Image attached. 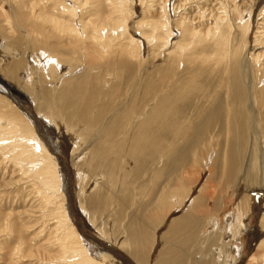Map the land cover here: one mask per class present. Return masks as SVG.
<instances>
[{
    "label": "rangeland",
    "instance_id": "rangeland-1",
    "mask_svg": "<svg viewBox=\"0 0 264 264\" xmlns=\"http://www.w3.org/2000/svg\"><path fill=\"white\" fill-rule=\"evenodd\" d=\"M263 115L264 0H0V264H264Z\"/></svg>",
    "mask_w": 264,
    "mask_h": 264
},
{
    "label": "bare ground",
    "instance_id": "bare-ground-1",
    "mask_svg": "<svg viewBox=\"0 0 264 264\" xmlns=\"http://www.w3.org/2000/svg\"><path fill=\"white\" fill-rule=\"evenodd\" d=\"M32 9V8H31ZM162 21V20H161ZM160 24V23H159ZM166 27V26H165ZM170 28V27H169ZM165 29V28H164ZM220 55V54H219ZM252 56V55H251ZM241 70H242V68H241ZM244 71V70H243ZM241 73V72H240ZM252 74H253V72H251ZM250 73V74H251ZM236 74H238V73H236ZM244 75H245V73H244ZM196 77V76H195ZM194 77V78H195ZM193 78V79H194ZM247 78V77H246ZM250 79H251V77H250ZM166 81V80H165ZM234 81V80H233ZM250 81V80H249ZM252 82V81H251ZM235 83V82H234ZM236 84V83H235ZM241 84V83H240ZM242 85V84H241ZM244 86V85H243ZM248 87V86H247ZM252 87V86H251ZM245 89V88H244ZM184 90V89H183ZM163 91H165V90H163ZM240 93V92H239ZM238 94V93H237ZM184 91H180V92H176V91H173V89H172V87H171V89L170 90H168V91H166V95H164L162 98H164V99H162V98H159V105H158V116H159V118L157 119L156 117H155V119H157V123H156V121H155V123L154 124H149L148 126H151L152 128H154V130H156L157 131V136H158V145H159V148H160V150H161V159L162 160H164L165 161V163H172L174 160H177L178 161V158L180 159L181 157H186V153L184 152V151H177L176 149L174 150V148H172L171 147V141L173 140V139H171V141H170V136H169V131L171 130V129H169V121H170V119H171V117H172V113H174L173 111H175L176 109V107L178 106H176V103L178 102V99L180 98V97H184ZM246 96V95H245ZM217 97V96H216ZM185 98H187V97H185ZM185 98H184V100H185ZM190 98L188 97V99H186V101H188ZM239 99H242V95H240V97H239ZM252 99V98H251ZM252 101V100H251ZM250 105V104H249ZM252 106V105H251ZM250 106V107H251ZM178 107H180V106H178ZM177 107V110L178 109H180V108H178ZM183 107V106H182ZM184 107H185V105H184ZM193 107V106H192ZM198 107V106H197ZM122 108V107H121ZM119 109V108H118ZM195 109V108H194ZM196 110H197V108H196ZM179 111V110H178ZM199 112H201L200 110H199ZM176 113V112H175ZM177 114H179V113H177ZM170 115H171V117H170ZM175 116V115H174ZM178 116V115H177ZM264 116V115H263ZM252 117V116H251ZM257 117V116H256ZM122 118V117H121ZM133 118V117H132ZM177 118V117H176ZM180 118V117H179ZM182 119V118H181ZM209 119V118H208ZM123 120V119H122ZM129 120V119H128ZM172 120H174L173 118H172ZM36 122H39L40 123V121H37V120H35ZM130 121H131V119H130ZM178 121V120H177ZM213 121H211V123H212ZM123 123H125V122H123ZM180 123V122H179ZM193 123H194V121H193ZM119 124V123H118ZM117 124V125H118ZM128 124V123H127ZM201 124V123H200ZM121 125V124H120ZM125 125V124H124ZM172 125V126H171ZM171 127H173V123L171 122ZM124 127V126H123ZM201 127H202V124H201ZM116 130V129H115ZM187 130H189L188 129V127H187ZM184 131V130H183ZM190 131H192V130H190ZM190 131H185L184 132V134L187 136L188 135V132H190ZM115 133H116V131H114ZM172 132H173V130H172ZM194 131H192L191 132V134L193 133ZM196 132V131H195ZM194 132V133H195ZM208 132V131H207ZM196 134V133H195ZM208 134V133H207ZM207 134H204V131H203V139H204V141H205V138H207L208 136H207ZM235 134H238L239 136H241V137H244L245 138V132H244V129H243V124H242V122L241 121H238V123H237V126L235 127ZM115 135V134H114ZM190 135V134H189ZM112 135H110V137H111ZM112 137H114V136H112ZM188 137V136H187ZM210 137V136H209ZM236 138H237V136H236ZM240 138V137H239ZM113 139V138H112ZM176 139V138H175ZM234 139L235 138H233V140L232 139H230V142H228V143H231V144H228V145H230V147L232 148V150H231V152L229 153V156H228V162H229V166H234V164H235V160H236V155L239 153L238 151H237V154L235 153V150H237V146H236V148H235V150H234V146L236 145H234ZM241 139H243V138H241ZM209 140V139H208ZM237 140H239V139H237ZM244 140V139H243ZM242 140V141H243ZM236 141V140H235ZM203 142V141H202ZM237 142V141H236ZM239 142V141H238ZM180 144V143H179ZM178 144V145H179ZM187 145V144H186ZM205 145V144H204ZM209 145V144H208ZM121 146V145H120ZM181 145H179V147H180ZM185 146V145H184ZM219 146V145H218ZM239 146V145H238ZM240 146H242V145H240ZM174 147H175V145H174ZM177 147V146H176ZM120 148H122V147H120ZM123 149V148H122ZM178 149V148H177ZM228 149V148H227ZM241 149H243V148H241ZM187 150V149H186ZM111 151V150H110ZM118 151H120V150H118ZM113 152H115V151H113ZM122 152V151H121ZM121 152H118V153H121ZM244 152V151H243ZM246 152V151H245ZM244 152V153H245ZM109 153V152H108ZM183 153V155L184 156H180V154H182ZM185 153V154H184ZM187 153H189V152H187ZM211 154V153H210ZM241 154H243V153H240V155ZM104 155V154H103ZM217 155V154H216ZM226 156H227V154H226ZM239 156V155H238ZM245 157V156H244ZM217 158H218V156H217ZM242 158V157H241ZM216 160V157H215V159H214V161ZM244 160V159H243ZM210 161V160H209ZM213 161V162H214ZM246 161H247V159H246ZM207 162V161H206ZM212 163V162H211ZM249 163V162H248ZM173 164V163H172ZM213 164H215V163H213ZM240 164V163H239ZM244 164V163H243ZM213 166V165H212ZM104 167V166H103ZM246 167H249V166H246ZM234 168V167H233ZM237 168V167H236ZM241 168V167H240ZM210 170V169H209ZM209 170H208V172H209ZM245 170H246V168H245ZM173 172V171H172ZM240 172H243V171H241V169H240V171H239V175H240ZM246 174V173H245ZM237 176V175H236ZM247 176V175H246ZM231 177V176H230ZM230 177H229V179H230ZM238 177V176H237ZM236 177V178H237ZM235 178V177H234ZM228 179V180H229ZM232 179V178H231ZM240 179V178H239ZM247 179V178H246ZM245 181V180H244ZM229 182H233V181H230L229 180ZM237 183V182H236ZM239 183V182H238ZM234 185V184H233ZM239 186H241V184L240 185H238V187ZM234 187V186H233ZM163 188H164V186H163ZM167 188V187H166ZM166 190V189H165ZM238 190H239V188H238ZM250 190V189H249ZM173 193V192H172ZM174 194V193H173ZM177 195V194H176ZM252 197V196H251ZM190 199H192V201H191V203L189 204V206L192 204V202H193V198H192V196L190 197L189 196V198L186 200V201H188V200H190ZM246 199V197H242L241 199H240V201H239V204H238V214H239V218H238V221L240 222L241 220H242V215L244 214L243 212H245L244 211V209L246 208V202H244V201H246L245 200ZM71 201H73V197H71ZM85 202V201H84ZM73 203H74V201H73ZM86 204V205H85ZM84 205H85V208L84 209H86L89 213H91V215H93V218L96 216V212L95 211H97L99 208H95V207H92L91 206V203L89 202V206H87V203H84ZM188 206V207H189ZM189 209V208H188ZM95 210V211H94ZM74 211H75V208H74ZM76 213L78 214V216H80L81 218H83V215H82V213L80 212V210L78 209V210H76ZM87 213V212H86ZM194 213H195V210H190V211H188V212H185V214L183 215H181L180 216V218L179 219H175L174 220V222H172L171 223V225H170V230L174 233V234H177V232H178V230L179 231H184L185 233H189L190 231H192L193 229H194V225L193 224H196V220H195V217H194ZM244 216V215H243ZM91 218V217H90ZM135 219V218H134ZM243 222V221H242ZM132 223V222H131ZM263 223H264V221H263ZM243 223H239L238 225H242ZM134 225V224H133ZM193 225V226H192ZM86 226H88L87 224H86ZM143 227V226H142ZM88 228H89V226H88ZM141 229V228H140ZM119 230V229H118ZM131 230V234H132V236H133V242L134 241H136L135 240V238L136 237H134V235H133V233L134 234H136L137 233V231H138V226L136 225V223H135V225L130 229ZM235 233V232H234ZM77 235H79V234H77ZM141 235V234H140ZM192 235V234H191ZM191 235H190V239H191ZM128 236V235H127ZM137 236V235H136ZM195 239V238H194ZM130 240V239H129ZM125 243V242H124ZM84 247V246H83ZM89 247V246H88ZM93 247V246H92ZM140 247V246H139ZM85 248V247H84ZM94 248V247H93ZM110 249H112L111 247H109ZM133 248H135V247H133ZM141 248V247H140ZM162 248V247H161ZM86 249V248H85ZM84 249V250H85ZM89 249V248H88ZM78 250V249H77ZM79 250L81 251V249L79 248ZM95 250V249H94ZM97 250V249H96ZM100 250V249H99ZM113 250V249H112ZM141 249H139L138 251H140ZM86 251H88V250H86ZM85 251V252H86ZM98 251V250H97ZM145 251V250H144ZM167 251H168V249H166V250H164V249H162L161 251H160V253H159V257L157 258V261H156V264H170L171 262H172V260H173V255L172 254H170L169 256L168 255H166V253H167ZM23 252V251H22ZM26 252V251H25ZM90 252V251H89ZM102 252V251H101ZM132 252V254H133V250L131 251ZM141 252H142V250H141ZM153 252H155V251H153ZM28 253H30V252H28ZM33 253V252H32ZM32 253H30L31 255H32ZM95 253H96V251H95ZM144 253V252H143ZM22 254V253H21ZM101 254V253H100ZM132 254H131V256H132ZM141 254V253H140ZM28 254H27V252L25 253V256H27ZM75 255H76V253H75ZM75 255H74V258H75ZM36 256H39V255H36ZM95 256V255H94ZM135 256H137V255H135ZM139 256V255H138ZM24 257V256H23ZM28 257H29V255H28ZM100 257V256H99ZM109 257H111V256H109ZM141 257V256H140ZM145 257V256H144ZM21 258V257H20ZM142 258V257H141ZM148 258V257H147ZM155 258V257H154ZM94 259V258H93ZM139 259V258H138ZM151 258H149L148 260H150ZM72 260H73V258H72ZM143 260V259H142ZM83 261H85V260H83ZM105 261V260H104ZM111 261V260H110ZM109 261V262H110ZM115 261V260H114ZM117 261V260H116ZM87 262V261H86ZM100 262V261H99ZM145 262V261H144ZM148 262V261H147ZM78 264V263H77ZM81 264V263H80ZM102 264V263H101Z\"/></svg>",
    "mask_w": 264,
    "mask_h": 264
}]
</instances>
